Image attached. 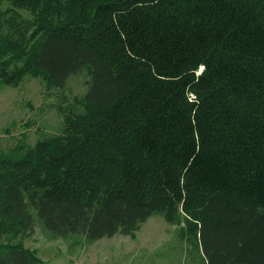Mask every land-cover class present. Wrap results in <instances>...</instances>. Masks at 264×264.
<instances>
[{"label":"trees","instance_id":"trees-1","mask_svg":"<svg viewBox=\"0 0 264 264\" xmlns=\"http://www.w3.org/2000/svg\"><path fill=\"white\" fill-rule=\"evenodd\" d=\"M78 76L60 132L0 154V264L155 216L189 264H264V0H0V84Z\"/></svg>","mask_w":264,"mask_h":264},{"label":"rangeland","instance_id":"rangeland-1","mask_svg":"<svg viewBox=\"0 0 264 264\" xmlns=\"http://www.w3.org/2000/svg\"><path fill=\"white\" fill-rule=\"evenodd\" d=\"M85 77H73L63 89L45 90L40 79L27 78L18 88L0 84V154L9 155L21 143L34 146L63 127L59 106L79 110L76 97L86 91ZM176 227L160 217L150 218L135 239L116 235L104 238L74 255L63 240L48 241L40 229L25 240L44 264H189L187 248Z\"/></svg>","mask_w":264,"mask_h":264}]
</instances>
